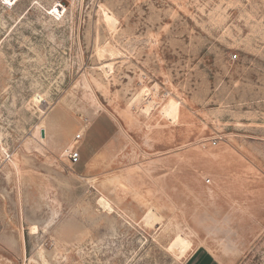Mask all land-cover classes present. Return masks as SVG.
Instances as JSON below:
<instances>
[{"label": "rangeland", "instance_id": "1", "mask_svg": "<svg viewBox=\"0 0 264 264\" xmlns=\"http://www.w3.org/2000/svg\"><path fill=\"white\" fill-rule=\"evenodd\" d=\"M199 245L264 264V0H0V264Z\"/></svg>", "mask_w": 264, "mask_h": 264}, {"label": "crops", "instance_id": "2", "mask_svg": "<svg viewBox=\"0 0 264 264\" xmlns=\"http://www.w3.org/2000/svg\"><path fill=\"white\" fill-rule=\"evenodd\" d=\"M82 133L83 131H79ZM74 140V137H73ZM75 141V140H74ZM73 145V144H72ZM72 145L67 148V151L72 147ZM181 264H224L218 257L205 246H196L187 256L183 259Z\"/></svg>", "mask_w": 264, "mask_h": 264}, {"label": "built area", "instance_id": "3", "mask_svg": "<svg viewBox=\"0 0 264 264\" xmlns=\"http://www.w3.org/2000/svg\"><path fill=\"white\" fill-rule=\"evenodd\" d=\"M81 139H82V133L77 132L74 136V140H75L74 143L78 142ZM67 152H68V159L71 164H75L79 161L80 153L77 147H74V144Z\"/></svg>", "mask_w": 264, "mask_h": 264}, {"label": "bare ground", "instance_id": "4", "mask_svg": "<svg viewBox=\"0 0 264 264\" xmlns=\"http://www.w3.org/2000/svg\"><path fill=\"white\" fill-rule=\"evenodd\" d=\"M110 68H111L110 66L107 67L108 70H110ZM143 100L146 102V106H148V107H153L155 104L154 101L152 99H149L147 95L143 96ZM41 129H43V128H40L39 130H41ZM99 207L108 208L109 210H112L111 206L104 199L99 200ZM32 231H34V233H35V227H32Z\"/></svg>", "mask_w": 264, "mask_h": 264}, {"label": "water", "instance_id": "5", "mask_svg": "<svg viewBox=\"0 0 264 264\" xmlns=\"http://www.w3.org/2000/svg\"><path fill=\"white\" fill-rule=\"evenodd\" d=\"M40 135H41V137H44V136H45V131H44V129H41V130H40Z\"/></svg>", "mask_w": 264, "mask_h": 264}]
</instances>
